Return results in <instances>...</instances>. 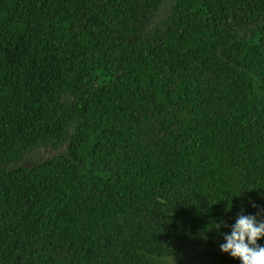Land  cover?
<instances>
[{
	"label": "trees",
	"instance_id": "1",
	"mask_svg": "<svg viewBox=\"0 0 264 264\" xmlns=\"http://www.w3.org/2000/svg\"><path fill=\"white\" fill-rule=\"evenodd\" d=\"M241 210L264 221V0H0V264H241Z\"/></svg>",
	"mask_w": 264,
	"mask_h": 264
},
{
	"label": "clouds",
	"instance_id": "2",
	"mask_svg": "<svg viewBox=\"0 0 264 264\" xmlns=\"http://www.w3.org/2000/svg\"><path fill=\"white\" fill-rule=\"evenodd\" d=\"M252 206L256 207L255 204ZM216 227L219 228V225ZM262 236L264 221L258 222L256 215H244L241 210L231 227V233L224 236L225 243L220 245V251L238 258L241 264H264V246L257 245V240Z\"/></svg>",
	"mask_w": 264,
	"mask_h": 264
},
{
	"label": "rangeland",
	"instance_id": "3",
	"mask_svg": "<svg viewBox=\"0 0 264 264\" xmlns=\"http://www.w3.org/2000/svg\"><path fill=\"white\" fill-rule=\"evenodd\" d=\"M53 153L54 151H49L44 148H35L29 153H27L26 157L22 160V163L23 165L27 166L30 163H32L34 160H39Z\"/></svg>",
	"mask_w": 264,
	"mask_h": 264
}]
</instances>
